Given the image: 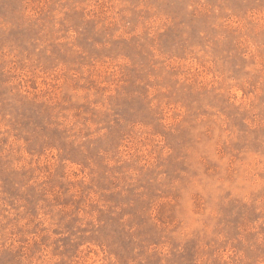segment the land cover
Listing matches in <instances>:
<instances>
[{"label":"rangeland","instance_id":"1","mask_svg":"<svg viewBox=\"0 0 264 264\" xmlns=\"http://www.w3.org/2000/svg\"><path fill=\"white\" fill-rule=\"evenodd\" d=\"M0 264H264V0H0Z\"/></svg>","mask_w":264,"mask_h":264}]
</instances>
